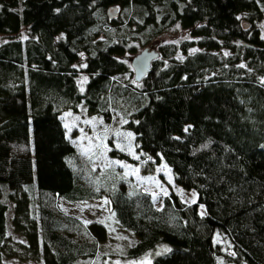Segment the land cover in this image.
<instances>
[{
  "label": "trees",
  "instance_id": "obj_1",
  "mask_svg": "<svg viewBox=\"0 0 264 264\" xmlns=\"http://www.w3.org/2000/svg\"><path fill=\"white\" fill-rule=\"evenodd\" d=\"M261 1L0 0V264H11L2 252L9 202L41 264H95L105 226L84 225L58 200L102 197L137 238L123 254L128 259L162 246L171 251L151 264H264ZM109 7L139 9L128 24L151 28L152 38L176 24L187 38L157 44L159 57L139 83L118 82L135 51L124 38H95L98 11L106 15ZM116 18L102 23L118 24ZM80 74L87 77L83 92ZM80 105L115 128L106 138L109 156L140 174L167 165L174 184L194 191L196 202L168 195L155 206L126 181L97 188L60 119Z\"/></svg>",
  "mask_w": 264,
  "mask_h": 264
},
{
  "label": "rangeland",
  "instance_id": "obj_2",
  "mask_svg": "<svg viewBox=\"0 0 264 264\" xmlns=\"http://www.w3.org/2000/svg\"><path fill=\"white\" fill-rule=\"evenodd\" d=\"M20 3L22 0H18ZM259 7L263 11V16L258 24L261 34H264V0L259 2ZM117 16L118 24L102 23L107 17L104 12L98 11V22L92 32H94L95 38L103 42L114 41L117 38H124L131 46L135 53L127 58H131L136 53L140 52L143 45H154L157 48V44L161 42L171 41L176 42L187 38L184 36V32L181 31L178 24L171 27L165 34H161L157 38L151 37V28H147L141 31H136L135 21L139 19L140 10L135 7L128 9H120ZM133 19L134 23L128 24V21ZM80 67H77L80 69ZM86 76L80 74L78 79V85L82 87L81 81ZM87 78V77H86ZM118 82L133 83L132 72L119 75L115 78ZM70 114V115H69ZM61 122L64 126L68 141L74 145L76 150L83 155L88 161L91 172L95 178L97 188L106 190L113 189L117 186L119 181H126L132 189L140 188L149 193L152 197V202L155 206H159L163 197L173 195L184 204L193 203V198H196L194 191H184L176 186L172 179V174L169 169H164L163 165L156 168L153 175L140 174L138 176L131 174L132 168H138L131 162H125L117 158L109 156V151H106L107 160H116L127 165L131 168L125 169L115 165L113 167L105 168L104 164L107 161L96 160L92 153L88 155L84 154V151L88 148H92L93 151L99 153L101 149L96 146L103 141L106 144V138L110 133H115L114 127H108L102 125V121L95 115H90L84 106L78 107L77 113H72L69 110H64L60 115ZM91 121V123H89ZM69 127L66 128L65 125ZM69 128L71 129L69 131ZM100 137V139H97ZM89 138H91V144H89ZM128 138V137H127ZM124 142V139L121 143ZM108 148V146H107ZM114 149H118V142H114ZM110 149V148H108ZM132 156V154H130ZM70 164H73L69 161ZM162 169V170H161ZM129 173L125 176V173ZM171 177V179H169ZM148 178L156 181L161 187H157L156 183H152ZM163 190L167 191V195L163 194ZM155 194V198H154ZM195 194V197L193 196ZM107 199L102 197L100 199H88L80 202H69L63 199L58 200V207L66 214L72 215L79 219L84 225H88L87 222H99L103 224L107 230L106 240L98 243L99 253L95 260V264H142V262L150 261L163 253L165 247L159 246L148 254H145L139 258L128 259L123 256L125 251L133 246L137 241V238L130 232L122 229L116 222L113 212L109 203H105ZM202 210V208H200ZM14 219H17L15 222ZM19 221V224H18ZM23 219L15 214V205L12 202L8 203V209L5 214V226H6V238L3 243V261L11 264H41L40 254L34 255L28 248V240L25 236V231L22 227ZM223 244L224 251L230 253V246L227 241H223L220 237H215V241ZM159 253V254H157ZM231 254V253H230Z\"/></svg>",
  "mask_w": 264,
  "mask_h": 264
},
{
  "label": "snow or ice",
  "instance_id": "obj_3",
  "mask_svg": "<svg viewBox=\"0 0 264 264\" xmlns=\"http://www.w3.org/2000/svg\"><path fill=\"white\" fill-rule=\"evenodd\" d=\"M58 11V10H57ZM238 19H239V17H238ZM177 27H179V25H177ZM193 52H195V51H197L196 49H193L192 50ZM225 55H228V53H225ZM84 67H86V65L84 66ZM239 67H245V65H239ZM87 82V78L85 77L84 78V80L83 81H81V83L83 84V83H86ZM262 82H264V81H262ZM81 92H83L84 91V89H83V87H81ZM70 115V114H69ZM127 121H125V123H126ZM89 123H91V121H89ZM65 127L66 128H68L69 126L66 124L65 125ZM71 129L69 128V131H70ZM117 135L118 136H126V137H128V138H131L132 137V134L131 133H117ZM97 139H100V137H97ZM89 144H91V138H89ZM97 148H99V149H101L100 151H99V153H96L95 151H93V149L90 147V148H88V149H86L85 151H84V154L85 155H88V153L89 152H91L92 153V156H89V159H92V157L94 156L95 157V159L96 160H101V161H107L105 164H104V167L105 168H108V167H113V166H115V165H119V167H121V168H125V169H128V168H131V166L130 165H127V164H125V163H122V162H120V161H116V160H107V156H106V151H110L111 149H108L107 148V146L106 145H104L103 144V141L101 140V143L99 144V145H97L96 146ZM129 147H130V145H129ZM121 151H124V148H121L120 149ZM133 155H135V153H132ZM135 158L136 159H139V156H135ZM164 169H167V165H164ZM162 170V169H161ZM170 171V170H169ZM129 173H125V176H127ZM131 174L132 175H136V176H138L139 175V169L138 168H132L131 169ZM152 183H156L157 184V187H161L156 181H154V180H152V178H148ZM169 179H171V177H169ZM162 191H163V194L164 195H167L168 193H167V191L166 190H163L162 189ZM193 196L195 197V194H193ZM154 198H155V194H154ZM192 202L193 203H195L196 201H195V198H193V200H192ZM105 203H108V201H105ZM86 224L87 223H90V222H85ZM164 251H171V249H168V248H166ZM157 254H159V253H157ZM231 255H235V253H231ZM117 264H119V262H117ZM142 264H150V261H145V262H142Z\"/></svg>",
  "mask_w": 264,
  "mask_h": 264
},
{
  "label": "water",
  "instance_id": "obj_4",
  "mask_svg": "<svg viewBox=\"0 0 264 264\" xmlns=\"http://www.w3.org/2000/svg\"><path fill=\"white\" fill-rule=\"evenodd\" d=\"M118 16L115 7L106 10V17L113 20ZM159 57V53L154 46L144 47L129 59V68L132 72L133 81L139 83L149 72L151 63Z\"/></svg>",
  "mask_w": 264,
  "mask_h": 264
},
{
  "label": "crops",
  "instance_id": "obj_5",
  "mask_svg": "<svg viewBox=\"0 0 264 264\" xmlns=\"http://www.w3.org/2000/svg\"><path fill=\"white\" fill-rule=\"evenodd\" d=\"M201 212V211H200Z\"/></svg>",
  "mask_w": 264,
  "mask_h": 264
}]
</instances>
